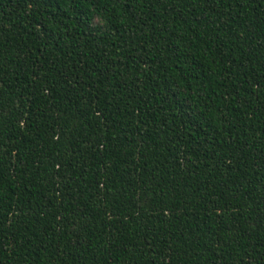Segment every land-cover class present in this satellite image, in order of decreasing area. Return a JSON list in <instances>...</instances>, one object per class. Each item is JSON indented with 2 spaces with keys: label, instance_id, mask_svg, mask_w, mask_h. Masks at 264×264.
<instances>
[{
  "label": "trees",
  "instance_id": "16d2710c",
  "mask_svg": "<svg viewBox=\"0 0 264 264\" xmlns=\"http://www.w3.org/2000/svg\"><path fill=\"white\" fill-rule=\"evenodd\" d=\"M0 264H264V0H0Z\"/></svg>",
  "mask_w": 264,
  "mask_h": 264
}]
</instances>
